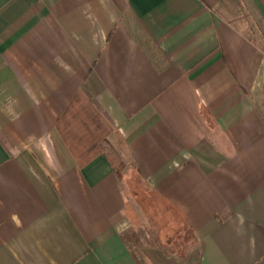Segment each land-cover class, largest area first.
<instances>
[{"label":"crops","instance_id":"obj_1","mask_svg":"<svg viewBox=\"0 0 264 264\" xmlns=\"http://www.w3.org/2000/svg\"><path fill=\"white\" fill-rule=\"evenodd\" d=\"M63 125L132 168L77 160ZM135 180L194 264H264V0H0V264H150Z\"/></svg>","mask_w":264,"mask_h":264},{"label":"rangeland","instance_id":"obj_2","mask_svg":"<svg viewBox=\"0 0 264 264\" xmlns=\"http://www.w3.org/2000/svg\"><path fill=\"white\" fill-rule=\"evenodd\" d=\"M106 130L109 131L108 128ZM110 146L111 148L107 147L105 151L110 155L115 168L119 172L128 173L132 165L111 143ZM129 183L133 187L129 191V199L137 216L125 233L131 248L150 264H194L195 260H191L189 254L194 245L193 236L179 224L175 211H167V206L160 200L154 203L153 196H148L146 187L139 186L136 180ZM147 202L156 204L160 211L155 222L145 211Z\"/></svg>","mask_w":264,"mask_h":264},{"label":"trees","instance_id":"obj_3","mask_svg":"<svg viewBox=\"0 0 264 264\" xmlns=\"http://www.w3.org/2000/svg\"><path fill=\"white\" fill-rule=\"evenodd\" d=\"M82 101L83 100H81L80 97H77L71 103L67 111V115L69 114V116H67V118L65 119V121L71 120V122L78 127L77 131H79L81 128L89 130L90 126H92V124L94 123L93 120H98L99 118L97 112H95V110L92 107L87 106V104ZM83 110L86 112L85 114H87V112L89 113L88 114L89 117L82 116ZM64 125L63 127H61V131L65 139L67 140L71 148V151L73 152L77 160L79 159V161H82V160H84L85 162L90 161L94 156L98 155L99 153H102V151H104V149H106L107 147L111 148L109 141L103 138H99V136L98 135L96 136L94 132H92L90 138H86L89 135L88 133L87 134H82V133L79 134V132L76 134L68 133L72 130V128L69 127L71 130L69 129L70 131H67ZM68 134H72V137L75 141L73 142V144ZM87 139H91L92 142L94 141L96 143H93V145L90 146L87 144Z\"/></svg>","mask_w":264,"mask_h":264}]
</instances>
